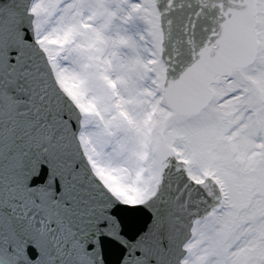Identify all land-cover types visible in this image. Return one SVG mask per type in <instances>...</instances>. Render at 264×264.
I'll return each mask as SVG.
<instances>
[{
	"label": "snow or ice",
	"instance_id": "6c2138e0",
	"mask_svg": "<svg viewBox=\"0 0 264 264\" xmlns=\"http://www.w3.org/2000/svg\"><path fill=\"white\" fill-rule=\"evenodd\" d=\"M0 264H264V0H0Z\"/></svg>",
	"mask_w": 264,
	"mask_h": 264
}]
</instances>
